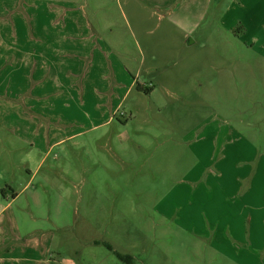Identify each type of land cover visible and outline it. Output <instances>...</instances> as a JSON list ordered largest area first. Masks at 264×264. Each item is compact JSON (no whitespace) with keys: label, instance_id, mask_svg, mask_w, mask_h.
<instances>
[{"label":"rangeland","instance_id":"obj_1","mask_svg":"<svg viewBox=\"0 0 264 264\" xmlns=\"http://www.w3.org/2000/svg\"><path fill=\"white\" fill-rule=\"evenodd\" d=\"M221 47L231 53L214 69L208 59L185 66L167 89L126 102L123 122L111 125L123 126L124 145L91 141L82 112L61 117L64 136L82 133L51 157L70 159L75 174L46 163L32 181L18 179L16 192L27 190L7 214L25 240L38 239L45 264H264V210L256 218L259 202L248 193L264 172V55L231 35ZM236 189L235 200L225 198ZM218 195L240 207L247 201L232 227L220 224ZM20 258L14 264H33Z\"/></svg>","mask_w":264,"mask_h":264},{"label":"crops","instance_id":"obj_2","mask_svg":"<svg viewBox=\"0 0 264 264\" xmlns=\"http://www.w3.org/2000/svg\"><path fill=\"white\" fill-rule=\"evenodd\" d=\"M223 35L264 55V0H0V264H14L15 254L23 263L45 264L38 239L25 240L7 214L27 190L16 192L18 179L32 181L46 163L63 177L75 174L70 159L51 157L82 133L77 127L64 136L61 117L82 112L91 141L117 145L123 126L111 125L117 117L123 122L126 102L153 97L158 85L167 89L185 66L208 59L214 69L231 53H223ZM263 178L262 170L257 190L248 189L259 202L256 218L264 210ZM216 200L226 216L222 227L246 214L244 197L241 207ZM258 243L252 235V248Z\"/></svg>","mask_w":264,"mask_h":264},{"label":"trees","instance_id":"obj_3","mask_svg":"<svg viewBox=\"0 0 264 264\" xmlns=\"http://www.w3.org/2000/svg\"><path fill=\"white\" fill-rule=\"evenodd\" d=\"M145 93L147 94V92L145 91ZM105 246L109 249V250H112L111 247L108 245V244H105ZM116 255V257L121 260V261H126V260H129V257L127 256H122L120 254H117V253H114Z\"/></svg>","mask_w":264,"mask_h":264}]
</instances>
